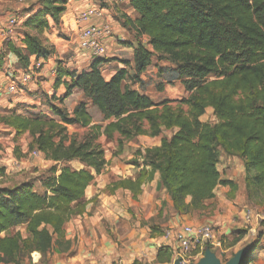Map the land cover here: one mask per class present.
I'll return each mask as SVG.
<instances>
[{
    "label": "trees",
    "instance_id": "1",
    "mask_svg": "<svg viewBox=\"0 0 264 264\" xmlns=\"http://www.w3.org/2000/svg\"><path fill=\"white\" fill-rule=\"evenodd\" d=\"M39 3L40 9L26 12L23 48L10 41L3 44L0 70L8 52L17 57L18 69L27 68L32 57L50 54L30 31L50 29L46 15L58 24L67 0ZM128 6L136 16L124 17L123 25L137 38H146L134 47L133 74L121 68L106 80L100 71L106 60L101 57L80 71L58 60L52 86L53 90L63 86L64 93L46 98L47 111L11 108L0 116L15 136L27 133L31 137L29 150L36 149L55 163L38 180L37 189L29 180L0 185V264H21L34 252L41 261L53 251L70 250L65 224L85 212V191L107 165L96 141L99 137L118 136L122 147L137 136L154 138L171 131L158 145L138 147L128 162L137 168L136 174L111 183L108 192L123 189L136 198L157 174L158 187L166 191L175 211L193 214L204 209L218 186L228 187L231 193L237 189L217 168L222 151L241 160L248 202L264 192V0H129ZM154 60L158 90L174 81L183 86L186 97L175 101V106L169 100L153 102L125 83L141 85L140 74ZM74 90L83 99L68 112L62 103ZM88 103L100 114L103 125L92 124ZM208 108L213 122L200 119ZM70 125L88 128V132L78 141L68 134ZM73 161L82 167H70ZM4 171L0 168V177ZM18 227H23L24 234H4ZM234 230L231 241L221 237L222 249L247 235L245 228ZM256 241L249 245L241 264L253 263ZM173 256L171 247L160 245L152 263L169 264ZM132 264L141 263L134 260Z\"/></svg>",
    "mask_w": 264,
    "mask_h": 264
},
{
    "label": "crops",
    "instance_id": "2",
    "mask_svg": "<svg viewBox=\"0 0 264 264\" xmlns=\"http://www.w3.org/2000/svg\"><path fill=\"white\" fill-rule=\"evenodd\" d=\"M91 6L102 10V16L93 17L92 23L106 24L111 29V35L103 39L106 46V55L103 59L106 61L100 65L102 77L108 80L116 70L121 68H125L128 74L134 73V47L139 40L144 42L146 38L144 36L137 38L134 32L123 25L124 17L134 19L136 16L135 12L128 6V2L119 0H101V2L100 0H67L65 9L60 14L59 20L63 29L69 31L70 39L61 38L56 31L58 29H54L53 32L50 31L46 34L50 45V54L46 58L35 59L32 57L27 68L17 69L16 72L20 74L29 70L31 72V80L26 82L22 88H18L19 94L15 98H9L11 101L9 103L4 98L7 94L5 91L7 78L4 76V72L5 68L9 67L10 61L17 63V58L11 52L5 55V65L0 70V88L2 89L0 93V109L7 108L6 105H8V109H11V106L14 108V104H11L12 102L16 104L33 100V105H39L37 102H39L40 98H44L45 96V98H50L54 94L56 97L61 96L64 93V87L60 86L58 89L53 90L52 86L55 77L53 71L58 60H62L66 67L76 71H80L88 66L92 58L78 48L79 31L76 28V16L80 10ZM38 9L40 7L35 5L32 10L36 11ZM3 12L6 13L2 18L0 17V30L8 25L11 18L16 16L15 13L8 12L5 9H3ZM16 26L17 24L14 26L12 38L17 42L19 47L23 48L22 42L18 40L19 34L16 32ZM19 38L22 39L23 34H20ZM0 51H4L1 42ZM124 61H127V63H124ZM154 64L155 60L140 74L142 83L148 80L145 77L149 73L154 74L156 79H159L155 73ZM159 64L162 65V63ZM39 78L40 81H36ZM125 83H128L130 88L139 90L150 97L145 91L143 92L141 89H138L137 83H132L131 81H125ZM74 93L78 94L79 101L83 99L82 93L78 90H74L70 96ZM150 99L153 102H158L154 101L151 97ZM89 107H92V105L88 103L87 108ZM15 108L20 111L22 110V108ZM35 109H39V107ZM72 109L68 112H71ZM94 123L104 124L103 122L92 121V124ZM5 128L15 136L14 130L6 126ZM103 138L108 140L104 136ZM223 155L228 156L225 153ZM221 158L222 155H220ZM45 161L47 162L48 160L45 159ZM77 163L79 164L77 168L82 167L79 162ZM104 170H107V167ZM218 170L222 178L232 179L225 177L219 168ZM120 178L122 177L111 178V176L103 175L102 172L94 177L85 191V212L81 215L73 216L65 224V239L71 243L70 250L53 251L51 256L53 259L52 264H132L137 259L140 262L142 254L144 255L143 259L146 258L147 263H151L154 261L157 252L158 247L156 245L159 246V243H162V234L167 229L175 230L184 225L197 227L203 223H210L221 236H227L237 228L239 222L241 223L238 215H241L243 208L241 207L242 209L240 210V207H237V204L241 206V203L234 196L235 193H228L230 189L226 186H218L214 191V196L205 201V207L201 211L181 215L173 208L166 191L158 187L157 174L151 183L142 187V192L136 198L127 190L116 189L113 192L106 190L111 183L118 181ZM237 189L240 192L245 190L244 185L241 186L240 184H238ZM130 207H134L136 211H143L149 208L147 217L149 215L151 217L153 215L160 217V221H156L159 229L156 226L157 230L153 232V236H150V233H148V226L139 224L138 219L132 218L133 216L129 212ZM134 216L137 217L138 215L134 213ZM148 244L150 245L148 246ZM145 247V251L148 250L146 254L142 252ZM34 255L36 256L32 259V264L38 263L40 259L39 253L34 252Z\"/></svg>",
    "mask_w": 264,
    "mask_h": 264
},
{
    "label": "rangeland",
    "instance_id": "3",
    "mask_svg": "<svg viewBox=\"0 0 264 264\" xmlns=\"http://www.w3.org/2000/svg\"><path fill=\"white\" fill-rule=\"evenodd\" d=\"M101 2V0H100ZM9 5V6H7ZM38 5L41 7V4L39 3V0H23L20 2L19 0H0V17L2 18L6 12H3V9H5L8 12L15 13L16 16V32L17 34H23L24 31H27L24 26V21L26 20V12H30L31 9H33V6ZM46 18L49 20L50 28L51 29H45L43 32H37L34 30H31L30 32L33 35H37L40 37L41 42L44 43L47 50H49L50 45L48 43V39L46 37V34L50 31L53 32L54 29H58L57 34L66 40L70 39V33L66 29H63V27L60 25V22L58 24H55L49 15H46ZM77 28V25H76ZM78 30V28H77ZM79 31V30H78ZM21 32V33H20ZM18 37V40L21 41V38ZM7 41L13 42L14 44H17L13 38L10 40L4 39L0 35V42L2 44H6ZM19 41V42H20ZM15 58H17L15 56ZM35 64V63H33ZM18 69L16 63H13V61H10L9 67L5 68L4 76L6 79L7 86L11 81L15 80L17 84H19V75H21L19 72H16ZM2 70V69H1ZM23 73H26L23 72ZM145 78H147L146 82L142 83L141 85H138V89H141L143 92L145 91L154 101H161V100H169L172 101L171 105L175 106L176 102L184 97H186V93L184 92L183 86L179 81H174L171 83L170 86L166 85L163 90H158L157 88V82H159V79H156L155 75L152 73H149ZM36 81H40L36 80ZM29 88V86H27ZM19 88V87H18ZM18 92V93H17ZM16 93H7L4 97L5 100L9 102L11 98L17 97L19 94V91ZM40 95V94H39ZM46 97V96H45ZM40 98L39 105H33V100L25 101V103H14L13 107H17L18 109H26L23 107H29V108H36L39 107V111H47L48 109V103L46 98ZM10 98V99H9ZM79 101V96L77 93H74L72 96H70L65 102H63V106L70 111L72 107ZM56 104L59 105V103L56 101ZM44 105V106H42ZM7 108L0 109V116L6 115L5 112L9 111L8 105H6ZM12 108V106H11ZM28 108V109H29ZM91 116L92 121L99 122L100 121V114L97 112V110L93 107L88 108ZM201 121L205 122H213L215 121V118L212 114L211 109H206L204 115L200 118ZM67 132L69 135H75V138L79 141L83 138V135L88 132V128H80L77 126H67ZM171 131L164 130L163 133L155 138H151L149 136H140L137 138H134L131 141H124L122 147H119L118 139L115 136L113 139L105 140L103 137L97 138V143L101 145V147L104 150V154L107 161V170H102L103 175L111 176V178L116 177H126L131 178L134 177V175L137 172V168L129 164L128 162L134 157V151L136 148L141 147L146 144L158 145L160 142L161 137H168L170 135ZM31 142V137L28 134H21L18 137H15L14 134L12 135V132L7 130L5 128L4 124L0 122V168H4V174L0 177V185L3 186H13L16 183L22 182V181H32L34 184L35 189L38 188V180H42V178H45L48 175V168L52 165H54V162L51 161H45V159L40 156L37 158L31 157L29 150V144ZM223 150L222 148H219V151ZM224 151L221 152L222 158L219 161L218 168L222 171L223 175L225 177L232 178V180L235 182L236 186L240 184L241 186L244 185V168L242 165V162L240 159L235 157H229L223 155ZM62 164H58V166H61ZM72 168L79 167V164L75 161L71 162L69 164ZM118 174V175H116ZM231 193L232 191L229 190ZM233 193H235V197L239 202L241 203V206L237 204V207L242 208H250L257 212H260L261 214H264V192L258 194L256 197L251 198V201H247L246 199V192L243 190V192H240L235 190ZM227 194V193H226ZM246 206V207H245ZM242 207V208H241ZM129 212L132 214V218L138 219L139 224L146 225L149 227L148 233H150V236H153V232L155 230L159 229L158 223L156 221H160V217L157 215H149L147 217V214L149 213V208L143 211H136L134 207L129 208ZM134 213H136L138 216H134ZM239 218H241V215H238ZM258 223L255 224V233L253 235H246L243 239L239 240L233 247L228 249H222L216 248L212 249L216 256L220 259L221 262H226L237 250L240 248L250 245L251 243L258 242V247L254 251V261L252 264H264V219L261 221H257ZM157 226V229H156ZM237 228H243L242 223L239 222L237 225ZM236 228V229H237ZM16 231H21L22 234H24L23 227L18 228H11L10 230L6 231L4 234H13ZM214 231L216 236L221 240V235L218 233L216 228L214 227ZM236 230H233L232 232H235ZM261 235L260 237H258ZM234 237V233L232 235H227V238L229 241H231ZM259 238V239H258ZM160 245L162 243H159ZM150 244H148L149 246ZM64 247V245L62 246ZM59 247V248H62ZM156 247H159L156 245ZM146 247L143 248V253H147L148 250H146ZM36 255L32 253L28 259H23L21 264H32L33 258H35ZM51 255H48L44 260L39 259L38 263L35 264H52L53 259L51 258ZM141 256V255H140ZM144 255L142 254V260H139L141 264H153L147 263V259H143ZM138 260V259H137ZM198 260V259H197ZM195 260V261H197ZM173 261H171L169 264H172Z\"/></svg>",
    "mask_w": 264,
    "mask_h": 264
},
{
    "label": "built area",
    "instance_id": "4",
    "mask_svg": "<svg viewBox=\"0 0 264 264\" xmlns=\"http://www.w3.org/2000/svg\"><path fill=\"white\" fill-rule=\"evenodd\" d=\"M19 1L22 2L23 0ZM119 1L129 2V0ZM100 16H102V10L95 6L80 10L76 16V25L79 30L78 48L86 52L92 59L103 58L106 55V46L103 39L111 35V29L108 25L92 23L93 17ZM15 24L16 18L13 17L9 20L8 25L0 30L1 37L10 40L14 34ZM53 73L55 72L53 71ZM17 79L19 84L13 80L5 87L7 93L13 94L18 91V87L22 88L26 82L31 80V72L27 70ZM1 92L2 89L0 88ZM29 155L33 158L42 156L36 149L30 151ZM240 219L243 228L247 230V235H253L255 224L258 223L257 221L264 219V214L250 208H244L241 211ZM162 238L161 245L171 247L174 251L173 261L179 259L180 264H188L199 259L206 247L211 250L221 248V240L216 236L214 226L210 223H203L197 227L184 225L175 230L167 229L163 232Z\"/></svg>",
    "mask_w": 264,
    "mask_h": 264
},
{
    "label": "water",
    "instance_id": "5",
    "mask_svg": "<svg viewBox=\"0 0 264 264\" xmlns=\"http://www.w3.org/2000/svg\"><path fill=\"white\" fill-rule=\"evenodd\" d=\"M248 248L249 245L240 248L226 262L223 263L216 256L214 251H212L209 247H206L203 251V255L197 261L190 262L188 264H241ZM172 264H180L179 259L174 260Z\"/></svg>",
    "mask_w": 264,
    "mask_h": 264
}]
</instances>
